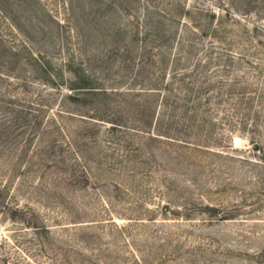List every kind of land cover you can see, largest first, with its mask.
<instances>
[{"label":"trees","instance_id":"1","mask_svg":"<svg viewBox=\"0 0 264 264\" xmlns=\"http://www.w3.org/2000/svg\"><path fill=\"white\" fill-rule=\"evenodd\" d=\"M81 1L95 4L87 14V30L105 27L111 45L94 70L88 68L90 59L71 55L57 63L47 51L35 48V37L24 29L23 21L35 22L33 3L39 0H0V14L14 31L0 34V157L8 153L25 170L62 167L72 184L95 179L120 188L119 167L140 163L142 149L134 137L183 148L207 146L192 142L189 133L193 126L201 131L197 113L206 105L204 100L209 104L211 98H204L209 93H216L220 103L247 106L241 118L244 131L261 129L254 104L256 99L264 103V96L251 90L246 76L236 74L244 64L254 63L257 46L263 43L252 34L260 27L251 30L243 25L232 38L221 14L209 8L191 9L184 0ZM122 13L130 17L133 29L113 24ZM36 27L45 33V28ZM208 35L214 44L206 50L201 40ZM249 45L256 50L250 52ZM67 103L88 112L75 113ZM76 117L85 124L78 136L87 143L65 142L68 130L63 120ZM102 132L107 133L104 139ZM88 141L105 144L95 160L91 153L85 156L105 167L98 175L82 163ZM70 156L71 164L66 165ZM17 166L3 167V172L15 173L0 180V216L24 228L0 237V264H64L61 257L69 262V255L76 253L79 261L78 249L56 243L58 234L38 208L17 202L12 186L23 174ZM117 230L125 234L123 227Z\"/></svg>","mask_w":264,"mask_h":264},{"label":"rangeland","instance_id":"2","mask_svg":"<svg viewBox=\"0 0 264 264\" xmlns=\"http://www.w3.org/2000/svg\"><path fill=\"white\" fill-rule=\"evenodd\" d=\"M184 1L191 9L209 8L221 14L232 38L243 25L251 30L260 27L252 34L263 43L252 59L255 64H244L236 74L246 76L251 90L264 96V0ZM92 4L39 0L33 3L35 22L24 20V29L35 37V48L47 51L57 63L72 55L76 60L90 59L88 68L94 70L111 45L105 39V27L98 32L87 30ZM115 20L113 24L133 29L128 15L122 13ZM12 32L0 14V34ZM201 41L206 50L214 44L209 35ZM215 94L204 97L211 100L209 104L204 100L206 105L197 113L201 131L193 126L189 133L192 142L206 147L183 148L169 141L134 137V144L142 149L140 163L130 161L119 167L120 188L95 179L89 184H72L62 167L25 170L8 153L0 157V180L5 182L15 173L3 172V167L21 168L23 174L15 177L12 186L17 202L42 212L58 234V245L81 252L79 261L77 253L69 255L71 263L61 257L64 264H264V103L256 99L254 104V111L261 115V129L244 131L241 118L247 106L220 103ZM66 106L75 113L88 112L77 105ZM63 124L68 130L65 142L87 143L79 137L85 125L81 119L64 118ZM106 135L102 132L100 137ZM88 142L82 163L98 175L105 167L94 160L105 144ZM87 153L94 160L86 159ZM72 158H67L70 163L66 165ZM225 214L228 219H223ZM117 227H123L125 234ZM23 228L0 216V237L16 235L14 231Z\"/></svg>","mask_w":264,"mask_h":264}]
</instances>
